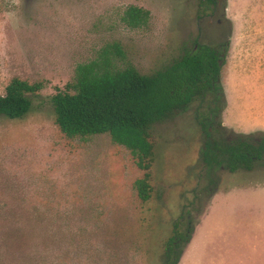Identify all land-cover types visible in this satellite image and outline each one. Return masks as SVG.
Segmentation results:
<instances>
[{"label": "rangeland", "instance_id": "obj_1", "mask_svg": "<svg viewBox=\"0 0 264 264\" xmlns=\"http://www.w3.org/2000/svg\"><path fill=\"white\" fill-rule=\"evenodd\" d=\"M128 6L148 12L144 25L122 20ZM225 42L209 133H264V0H0V95L11 78L38 86L28 113L0 117V264H172L168 240L197 222L187 247L177 241L176 264H264V159L250 171L220 167L214 191L199 194L205 101L150 128L145 202L129 151L107 134L65 137L50 102L76 65L111 45L117 66L148 75Z\"/></svg>", "mask_w": 264, "mask_h": 264}, {"label": "trees", "instance_id": "obj_2", "mask_svg": "<svg viewBox=\"0 0 264 264\" xmlns=\"http://www.w3.org/2000/svg\"><path fill=\"white\" fill-rule=\"evenodd\" d=\"M214 4L215 0H205ZM148 12L128 6L122 20L130 27L144 25ZM227 43L217 47L196 45L151 74H141L131 65L117 66L118 47L111 45L92 61L76 65L71 80L62 91L50 98L54 124L67 138L107 134L111 141L127 149L141 177L134 182L137 198L145 202L150 191V168L153 145L149 130L153 125L185 113L195 100L205 101L206 115L199 123L203 139L199 158L207 171L208 184L199 194L210 195L215 186L211 176L220 167L229 172L250 171L264 159V133L241 134L234 139L209 129L219 117L223 91L219 70ZM38 86L11 78L0 95V117L19 119L29 112L31 97ZM221 126V122H216ZM256 135V136H255ZM192 227L170 238L166 259L172 255L176 264L181 250L177 241L186 244Z\"/></svg>", "mask_w": 264, "mask_h": 264}, {"label": "crops", "instance_id": "obj_3", "mask_svg": "<svg viewBox=\"0 0 264 264\" xmlns=\"http://www.w3.org/2000/svg\"><path fill=\"white\" fill-rule=\"evenodd\" d=\"M211 196H212V195H211ZM210 201H211V197L209 198V201L207 202V203H208V208H209ZM207 203H206V205H205V207H204V209H203V211H202V213H201V216H203V217L206 216V210H208V209L205 210V208H206V206H207ZM201 216H200V218H201ZM199 221H200V220H199ZM198 223H199V222H197V224H198ZM197 224L193 227L192 233H191V235H190L188 241L186 242V247L188 246V244H189V242H190V240H191V238H192V235L194 234L195 227L197 226ZM185 249H186V248H185Z\"/></svg>", "mask_w": 264, "mask_h": 264}]
</instances>
